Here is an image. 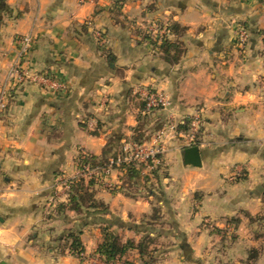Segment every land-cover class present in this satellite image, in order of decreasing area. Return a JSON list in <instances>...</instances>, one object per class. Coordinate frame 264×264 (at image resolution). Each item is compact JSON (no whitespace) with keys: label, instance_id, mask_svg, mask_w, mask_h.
I'll use <instances>...</instances> for the list:
<instances>
[{"label":"crops","instance_id":"0c3cea01","mask_svg":"<svg viewBox=\"0 0 264 264\" xmlns=\"http://www.w3.org/2000/svg\"><path fill=\"white\" fill-rule=\"evenodd\" d=\"M0 1V90L18 58L16 39L24 35L35 37L25 64L69 87L66 94H50L26 83L13 92L3 116L0 263L90 264L63 251L66 230H75L74 224L80 229L84 218L72 211L59 214L69 191L58 180L76 177L82 154L100 157L110 139L132 141L171 119L190 124L201 117L202 166L187 165L176 141L164 160L166 176L154 172L130 186L126 173L115 172L112 188L95 183L96 199L109 207L106 219L129 224L121 228L127 232L138 225L139 233L151 236L156 231L139 224L173 223L192 241L194 255L200 252L197 243L208 237L204 219L219 227L231 220L241 237L252 228L250 222H259L264 211V0ZM237 19L252 22L242 50L232 25ZM156 21L186 28L177 64L162 58L144 29ZM168 37L177 39L172 33ZM139 87L164 93L169 107L142 117ZM92 119L97 122L93 131L88 128ZM235 164L242 166L244 178L234 180ZM154 207L158 220L152 219ZM79 231L85 256H99L101 226L83 225ZM135 234L129 238L139 241ZM169 234L158 236L172 239ZM257 237L261 241L264 232ZM178 243L162 251L161 262L155 257L156 264H191L174 262V254L188 249ZM127 260L143 264L137 251ZM263 263L264 256L255 264Z\"/></svg>","mask_w":264,"mask_h":264},{"label":"rangeland","instance_id":"374dc122","mask_svg":"<svg viewBox=\"0 0 264 264\" xmlns=\"http://www.w3.org/2000/svg\"><path fill=\"white\" fill-rule=\"evenodd\" d=\"M251 1L252 0H238V2H240L242 4L251 3ZM156 22L161 24L159 21H156ZM231 22H232V20H231ZM248 24L249 23L246 22V20H240V19H237V20H235L234 23H232V25L234 27V34L236 35L235 38H237L238 47L241 50L244 49L245 45L247 44L248 40L251 37V29H249V27L247 26ZM250 24H249V26H250ZM162 26H163V24H162ZM245 31H246V36H245L246 39L241 36L242 32H245ZM146 33L150 34L149 32H146ZM139 89H150L152 91H157V90H154L152 88H147V87H145V88L139 87L137 90H139ZM137 94H139V96H138L139 101L144 106V97L139 92ZM161 109H163V108H158V109L153 110L152 112H150L148 114H144L143 113L144 108H143L141 115L143 114L142 117L147 118L153 112L161 110ZM146 118L141 119L142 123L147 124ZM169 121L170 120H167L166 122L168 123ZM163 127H164V124H162L156 130L154 129V130L149 131L147 129L148 135L143 133L144 140H145L144 142L151 141L153 136L155 135V133L158 130L162 129ZM179 129L183 133H184V131L186 133H188L190 126L187 124L183 125V126L179 125ZM199 129L200 130H199V134L197 135V140H196V142H193L192 144L189 142V137L187 134H185V137L178 136L174 139L168 140L165 143L166 152L164 153V155L162 157L161 165H159L153 171H147V170L143 171L142 168L140 169L142 175L144 176L143 179L145 180V178H148L150 175L152 176L154 174V172H158V171H161V175L166 176V171L164 170L163 164H164L166 154L168 153L169 149L172 147L171 144L173 142L177 141L184 150L189 148V147L198 146L200 144L198 142V138H200L202 125L199 126ZM129 141H131V140L126 139L125 141L121 142V144L118 143V146L115 149L116 150L115 153H118L120 151L121 147L123 146V144L126 142H129ZM183 153H184V151H183ZM83 155L87 156L88 154L84 153V154H82V156ZM79 171H80V169L78 168V173L76 174V177L72 178V179L79 178V176H78ZM243 171L244 170L242 169V166H240L239 164L233 165L232 172H234L233 173L234 178H235L234 180H236V178L238 180L240 177L244 178ZM116 172H118V171H116ZM120 173H126V170H124ZM72 179H69V181ZM111 179H112V177L110 178V180ZM63 180L65 181L66 179L62 178V179L58 180L59 186H61V183L63 182ZM86 181H90V180L87 178ZM94 181H95V183L102 185L100 182L101 180L99 181V180L94 179ZM261 214H262V218H260L259 222L256 221V223H254V222L249 223L250 225H252V228L250 229L249 232L246 231V233L242 234L244 237H241V234L239 235L237 233L236 228H234V223H232L231 220L225 222L224 226L219 227V226L214 225L212 221H210L208 219H204L202 226H204L208 230V233H207L208 237L207 238L204 237L202 239L201 243L200 242L197 243V244H199V250H200V252H198L197 255L189 253V251H190L189 249L192 245V241L189 242V237H186L185 235H184L185 237H182L181 235H179L180 229L178 227H176L175 225H173V223H166V222H162L161 220H158L157 222H153L152 224H150L149 222L147 223V221H146V222L141 223L139 225H141L142 228L143 227L147 228V230H148L147 232H149V230L156 231L155 236L150 235V237L153 239V243L149 244V251L151 253L149 256H151V258L148 256L146 259L151 264H156L157 259L155 257H157L159 259L158 261L161 262L162 259L164 258L162 251L164 249L174 245V243H176L175 245H177V244L179 245L178 242L180 241V244L183 245L185 248H188V249L185 250L186 252L184 251L181 254H179L178 256L176 254L173 255L174 256L173 260L175 263H178L181 261L183 263H186V262L189 263L190 262L191 264H195V263H200V264H255V263H251L248 261V256H249V250L252 248L259 249L261 254H263L262 252H264V246H261V245H264V243H263L264 238L261 241H258L259 237H257V235H260L261 233L264 232V221H263L264 211ZM258 217H260V216H258ZM81 218H84V220H82V222L79 224L80 229L77 227V224H74L75 228H76L75 231L81 230L83 225H84V227H89L92 225H99V226H101V229L103 227L101 224H97L94 222V216H92V215H82ZM87 223H90V224L86 225ZM124 228H126V229L129 228V224H127L126 227H124ZM126 229L121 230L120 227L112 226L111 231L117 233L118 235L123 236L124 241L127 239H130L129 235H133L137 232L138 233L135 234V236L136 235L139 237L141 236V238L138 240H141L146 235H149V234L143 235L142 233H139L141 231H138L140 229L138 227V225L133 226V230H132L133 232L132 231L127 232ZM71 230H74V229L70 228L68 230V232ZM68 232L66 230V233H68ZM169 232H170L169 235L172 236L171 237L172 239H170L169 237H163L162 238L161 236H158L159 233L167 234ZM174 241H176V242H174ZM207 243L209 244L208 247H207ZM252 243L254 245L256 244V246H253ZM263 256L264 255H261L259 260H261L263 258ZM98 257L99 256H97V255H95V256L93 255L90 257L86 256V259H87L86 262H89L90 264H101L102 261H105L102 257H99V258ZM93 261H95L96 263H94ZM122 264H123V262H122Z\"/></svg>","mask_w":264,"mask_h":264},{"label":"built area","instance_id":"2783aa9c","mask_svg":"<svg viewBox=\"0 0 264 264\" xmlns=\"http://www.w3.org/2000/svg\"><path fill=\"white\" fill-rule=\"evenodd\" d=\"M144 29L152 36L154 35L155 37H153L155 39L157 38L159 41L168 35L167 25L162 26V24L157 22L147 25ZM241 36L245 38L246 31L242 32ZM16 43L18 45V58L11 67L8 85L0 90V125L13 92L26 83L36 84L45 92L50 94H66L69 91L67 84L58 81L49 72H33L25 64L26 58L34 47L35 37L32 35L20 36L16 39ZM138 92L144 97V114H148L158 108L166 109L170 105L169 100L164 93L152 91L150 89H139ZM186 124L187 123L185 121L177 122L174 119H171L162 129L155 133L151 141L143 142L141 144L133 141L126 142L123 144L117 155L112 156L105 166L91 167L89 165H85L82 169H80L78 176L79 178H83L85 180L87 178L89 180H101L100 182L102 185L107 188H112L113 183L110 178L116 171H124L125 167L135 166L137 169L142 168L143 171H153L161 165L162 157L166 152L165 143L168 140L174 139L178 136L185 137V134H187L191 144L196 142L197 135L200 130L199 126L201 125V117L195 116L191 123L187 124L190 126L188 133L185 131L183 133L179 129V125L183 126ZM88 128L92 131L96 130L97 122L92 119L88 124ZM84 157H86V155L82 156V158ZM70 182L71 180H63L61 187L64 191H68L70 189ZM80 259L82 261L87 260L85 254H83ZM93 262L96 263L95 261ZM101 264H122V262L119 260L110 263L102 261Z\"/></svg>","mask_w":264,"mask_h":264},{"label":"trees","instance_id":"16d2710c","mask_svg":"<svg viewBox=\"0 0 264 264\" xmlns=\"http://www.w3.org/2000/svg\"><path fill=\"white\" fill-rule=\"evenodd\" d=\"M1 3V1H0ZM186 28L182 27L179 23H173L171 27L168 26V35L175 34L177 39L172 41L168 35L163 37L161 41L154 37H149L154 47L162 54V58L170 63L177 64L180 61L181 56L184 53L183 43L180 38L185 34ZM144 108V106H143ZM135 143L141 144L144 140L143 134H136L132 140ZM116 140L110 139L104 148V151L100 157L93 155H87L86 157L79 159V169H82L85 165L91 167L105 166L112 156H116L115 153ZM126 170V183L130 186L132 182H136L143 178L140 169L135 166L125 167ZM94 180L86 181L83 178H76L71 180L70 189L68 193L69 202L58 206L59 214H66L68 211H72L77 215H92L94 216V222L101 224L103 242L99 244L97 248V254L102 257L106 262L122 261L123 264H131L127 260V256L130 251H137L143 264H151L147 261V257L151 254L149 251V244L153 243V239L150 235H146L141 240L136 241L134 239L123 240V236L111 231L112 226L120 228L126 227L125 224L119 219L109 220L106 216L110 214L108 205L96 199V192L94 190ZM153 220H158L159 209L154 207ZM254 220V219H252ZM237 222V219L233 220ZM90 223H87L88 225ZM82 231L71 230L66 233L62 240L64 241L63 251L69 250L70 253L78 258H81L85 254V247L82 241ZM261 256L259 249L252 248L249 250L248 261L251 263H257ZM151 258V256H149Z\"/></svg>","mask_w":264,"mask_h":264},{"label":"water","instance_id":"95a60500","mask_svg":"<svg viewBox=\"0 0 264 264\" xmlns=\"http://www.w3.org/2000/svg\"><path fill=\"white\" fill-rule=\"evenodd\" d=\"M184 161L187 165H191L193 167H201L202 166V156L201 151L198 146L189 147L184 150ZM0 264H8L6 262H2Z\"/></svg>","mask_w":264,"mask_h":264}]
</instances>
